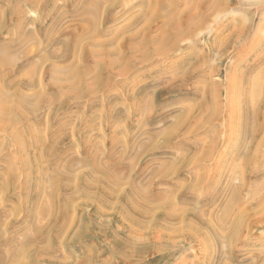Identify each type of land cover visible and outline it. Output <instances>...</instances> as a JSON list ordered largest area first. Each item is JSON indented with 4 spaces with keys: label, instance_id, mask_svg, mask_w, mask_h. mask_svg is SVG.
<instances>
[{
    "label": "rangeland",
    "instance_id": "obj_1",
    "mask_svg": "<svg viewBox=\"0 0 264 264\" xmlns=\"http://www.w3.org/2000/svg\"><path fill=\"white\" fill-rule=\"evenodd\" d=\"M84 1L46 0L43 12H40L44 0H0V31H3L0 60L4 62L0 69L5 74V78H0V87L8 97L9 106H16L20 110H24L19 107L21 96H33L24 105L36 108L35 117L29 118L31 134L28 136L35 141L36 146L30 155L39 156L38 164L31 166V172L28 168L27 171L25 162L20 159L21 154L19 155L16 143L9 137L11 130L0 131V205L3 203L2 210L8 212L2 217L3 223L12 222L9 210H13L15 204H24L25 184L28 180L34 181L35 186L40 185L42 192H46L54 187L60 176H66L68 194L75 195L72 200L74 208L69 214L73 215L72 219L77 220V225L72 234L69 232L67 241H77L78 235H82L88 225L86 219L93 217L95 208L98 207V203L91 202L86 206L82 204L81 182L86 178L91 181L88 177L91 174L93 179L98 178L97 181L104 182L105 174L96 172L93 162L116 173L117 171L109 167V163H113L119 166L121 179L119 184H115V189L125 192L136 182L145 196L150 193H166L165 201L158 204L170 203L176 208L188 204V211L200 212L198 214L202 215L201 219L190 215V222L200 226L198 237L193 242L190 238H177L175 241L179 242H174L173 250L167 254L165 250H159L143 255L144 258L133 257L130 261L125 259L121 262L116 257L110 258L113 256L110 249L114 245L111 229L118 231L121 236L124 235L121 226L122 214L115 208H109L113 201L111 197L104 211L106 216L102 218L106 219L107 225L104 233H100L96 227H90L89 236L84 234L79 244H74L71 248L67 244L59 245L63 247L60 248L62 252L56 245V252H52L50 257L56 260L65 259L67 262L64 264H84L82 245L96 244L100 251H106L100 256L101 262L98 264H264V88H261L264 86V0H115L118 5L113 8L109 20L102 13L106 4L103 5L100 12L103 19L99 17V21L96 17L95 23L98 21L99 29L106 28L109 33H113L102 38L97 33L92 36V28L89 36L93 40H116L120 37L119 43L123 42L126 35H129L122 34L123 27L144 13H148L149 19L154 15L155 6L161 2L167 4L155 19L151 37L159 36L163 25L171 18L183 20L186 14H196L198 11L205 20L203 25H196L192 32L179 37L181 42L178 48L172 49L167 56L154 55L151 60L137 64L125 75L116 76L115 81H105L103 88L93 92L96 95L89 93L81 99L66 100V88H62L61 84L73 71L79 70L75 64L85 61L87 68L94 67L93 57L84 49L86 41L82 43L81 48L85 47L77 56L73 55L76 49L74 52L72 49L68 51L72 33L80 31L79 26L85 23L80 16L82 11L78 10V4L82 5ZM93 1L98 3L101 0ZM14 27L16 32L13 30L12 36L11 32H5V29L10 31ZM142 27L138 25L132 31L133 34L142 31ZM237 30L244 36L240 43L223 51L222 46L227 47ZM53 41L55 42L52 45ZM142 41L143 37L136 40V43ZM115 48L111 46L109 50ZM57 53L58 57L54 55ZM43 55L46 56L45 61H40ZM61 56L64 57L58 60ZM24 57L31 58L32 62L25 65ZM136 57L140 58V55ZM198 58L202 60L196 61ZM197 73L206 76L209 86L206 98L218 113V118L212 124H207L201 113L191 115L189 112L196 104L201 103L202 90L207 89V81L198 84L197 88L194 87L195 81L201 80ZM13 74L19 76L18 80L22 84L8 86L7 82L17 83L14 80L17 77ZM52 76L60 81L55 83ZM260 79L263 82L260 81L261 84ZM29 81L34 83L33 86L24 88L23 82L30 83ZM255 81L260 86L258 89L261 102L260 108L254 113L251 108L255 105L254 102L252 104L255 98L253 88H257L254 87L257 84ZM244 94L249 98L247 104L241 101ZM129 97L141 100H138V104L143 106L142 113H135L134 106H137V102H133V105ZM64 100L66 101L62 104ZM246 106L251 107L246 123L243 124L238 118L232 121L231 115L244 113ZM198 118L201 123L197 128ZM253 123L259 130L248 133L247 131H252ZM173 128H178L176 131H179L169 141L164 140L163 135ZM54 145L56 149L51 150ZM208 148L209 155L202 157L208 152ZM89 154H93L94 159L87 160ZM10 157L14 158L13 166L10 165L12 161L8 162L9 165L5 164V159ZM73 160L77 162L72 163ZM65 166L72 167L65 170ZM3 172L9 175L3 176ZM5 177L10 182L5 188H1V180ZM197 184L200 186H195ZM240 186L242 190H239ZM234 190L239 194L236 196L237 203L232 202ZM91 192L99 196L97 191ZM41 199L42 196L39 206L43 204ZM22 209L15 215L12 224L17 225H14V229L23 221L25 210ZM38 210L37 207L33 212L36 214ZM240 211L243 212L240 214L242 217L247 212L252 213L247 222L257 224L249 231H239L236 237L238 241H234V238L226 240L227 233L232 238L236 231V227L230 223ZM223 216L227 217L224 219ZM47 218L46 222L50 217ZM173 224H176L175 228H183L176 221ZM229 225L231 227L227 228ZM156 234L152 238L142 228L137 232V239L143 237L141 243L155 245L160 242ZM32 235L35 237L34 233ZM46 235L44 233L40 237V245L44 247ZM49 238L54 239L55 235L52 233ZM207 238L209 239L204 241ZM65 248L67 252L63 250ZM69 250L73 256L66 254ZM207 252L214 255L212 262L209 261ZM60 253L71 258L62 257ZM39 262L36 264H51Z\"/></svg>",
    "mask_w": 264,
    "mask_h": 264
},
{
    "label": "bare ground",
    "instance_id": "obj_2",
    "mask_svg": "<svg viewBox=\"0 0 264 264\" xmlns=\"http://www.w3.org/2000/svg\"><path fill=\"white\" fill-rule=\"evenodd\" d=\"M114 1L115 0L105 2V1L101 0L98 3H95L93 0L92 1L91 0H85L84 2H82V5L78 4V10L82 11L80 13V16L85 21V23L83 25H80L79 26L80 28L78 27L80 31H78V32L75 31L76 33L75 32L72 33V35H71L72 41L70 44H68V51H70L72 49V52H74V49H76L75 52L73 53V55L77 56L78 54H80V51L86 46V48H84V49H87L90 52L91 57H93L92 60H94V67L92 68V66H91L90 68H87L85 66L86 64H84L85 61L84 62L82 61L81 64L80 63L75 64V66H77V68L79 69V70H77L78 72L73 71V73L71 74L70 77H66L65 79H63V81H62L63 84H61L62 86L59 85L62 88L63 87L66 88L65 91H66V94L68 96V97L66 96V98H65L66 100L67 99L71 100L74 98L81 99V98L86 97L87 94L95 92L96 89L100 90L101 88H103L105 86V84H106L105 81H110V82L115 81L116 76L125 75V73L132 70V68L134 66H136L137 64H142V63H145V62L151 60V57L154 55L155 56L162 55L164 57L167 56L168 54H170L169 52H171L172 49L174 50V49L178 48V45L181 42V40H178L179 37L181 38L182 36H184V34H188L189 32H192L193 29L196 28V25H199V24L203 25L204 24L203 20H205V17H203V15L199 14L198 11L196 12V14L195 13L186 14L183 17V20H177L176 19L177 17L171 18L170 20H167V23H165L163 25V29L161 30V34L159 36L151 37V31H152V28L154 26L155 19L157 18V15L159 16V12L167 4L166 2H161L160 4H157L155 6L154 15H152L149 19H148V17H149L148 13H146V14L144 13L143 15H141L138 18L135 17L136 19L133 18L130 21V23H128V24H126V26H124L125 28L123 27L124 30L122 29L123 30L122 34H125V33L129 34V35H126L125 39L123 38L124 39L123 42L119 43V40H121V39H119L120 37H118L119 40L118 39H116V40L115 39H112V40L108 39V40H103V41L93 40L92 37L89 36L92 28H93L92 34H91L92 36L96 35V33H97V35L102 38V37H107V36H109V34L113 33V32L109 33V31L106 28L99 29L98 23H97L98 21L95 23V19H96V17H97V20L99 19V21H100L101 17L103 19V16L100 17V12H101V9L103 8V5L106 4L105 7L103 8L102 13L105 15L106 19L109 20L113 8L116 7V5H118V2L117 1L114 2ZM151 10H152V8H151ZM21 15H22V13H21ZM113 17H111V18L113 19ZM46 20L47 19H45V21ZM92 20L94 23H92ZM138 25H142L143 26L142 28H144V29L137 34H135V33L133 34L132 31L135 30ZM96 29H98V30H96ZM242 36H243L242 32L240 30H237L236 35L232 36L231 41H229L227 43V47H226V45L222 46V48H223L222 50L224 51V50L228 49L229 47L233 46L234 44L235 45L239 44L241 41V38L244 37V36L243 37ZM141 37H143V41L137 44L136 40L140 39ZM84 41H86V44H85V46H83L81 48V45ZM54 42L55 41H53L52 45L54 44ZM73 43H74V45H73ZM72 46H74V47H72ZM111 46L116 47L115 50H109V48ZM66 47H67V45H66ZM7 49H9V51H11L10 47H7ZM142 50L144 51L143 53H142ZM84 52H85V50H84ZM54 55L57 57L59 56L58 53L54 54ZM136 55H140V58H137ZM45 57L46 56H44V55L42 57H40V61H45L44 60ZM63 57L64 56H61L60 58H58V60H61V58H63ZM88 57H89V55H88ZM23 59H26L25 65H28L32 62L31 58L24 57ZM201 60H202V58H198L196 61H201ZM3 65H4V62L0 60V67ZM200 69L202 71V65L200 66ZM13 75H11V76H13ZM14 76L17 77L14 79L17 83H14V82L8 83L7 82L8 86H10V87H13L14 85L19 86V83H21L18 80L19 76H16V75H14ZM1 77L5 78V74L3 75V71L0 69V78ZM197 77H198V79H201V80H199V82H198V80L195 81L196 82V85L194 86L195 88L198 87V84H201V83L203 84L204 81H207L206 76L202 75L201 73H197ZM51 79H52V81H55V83L60 81V79L56 78V76H54V77L52 76ZM257 79H259V78H257ZM260 81H261V79L259 80V83H260ZM23 83H24V85H23L24 88H31L34 84L32 82H30V83L23 82ZM255 83H257V82L255 81ZM35 84H37V83L35 82ZM205 86L207 87V89L205 88L204 91L202 90L201 103L199 105L196 104L193 108L190 109L189 112H190V114L191 113H193V114L194 113H199V114L201 113L202 115H204L203 118H206V123L212 124L218 118L217 117L218 113L215 111V109L213 107L214 105H212V103L209 102V100L206 98L207 91L209 89L208 81L205 83ZM254 87H257L255 89L252 87L253 88V95L255 97L254 101H252V104L254 102L255 105H253L252 108L251 107L250 108L255 113L256 110H258L260 108L259 105H260L261 99H259V95H261V94L259 93V89H258L260 87L259 84L258 83L255 84ZM261 88L263 90L264 86ZM197 90H199V89H197ZM200 92H201V90H200ZM261 93H262V91H261ZM202 94H203V96H202ZM208 94H209V91H208ZM213 94H214V96H216L215 93H213ZM91 95H96V94L93 93ZM22 96H21V98L19 97L20 98L19 107L24 108V110H20L16 106H9L8 97L6 95H4V90H2V88L0 87V128H1L0 131L4 130V129L5 130H7V129L11 130L8 133L9 137L16 143L17 149L19 151V155L21 154L20 159L22 160V162H25L26 169L28 168L30 170L31 166H33V165L35 166L39 162L38 154H36L34 156L30 155V152L34 148H36V146H35V141H32L30 136H28L31 134L29 118L35 117V114H36L35 109L36 108L30 107L28 105L27 106L24 105V103L27 100H30L31 98H33V96H30V95L25 96V97H22ZM211 96H212V94H211ZM252 96L250 98H252ZM56 97H58V96H56ZM129 98H131V97H129ZM248 99L249 98L247 95H245L243 97L241 96V101L243 100V102H245L246 104H247ZM66 100H64V102H62V104L65 103ZM138 100H139V98H137V97L131 98L132 103L137 102V106L136 107L134 106V108H135V113H137L139 115L140 113H142L143 106H142V104H140V105L138 104ZM262 100H263V98H262ZM139 101H141V100H139ZM134 103H133V105H134ZM62 104H60V105H62ZM250 108L246 106L244 113L243 112L239 113V115H236V116L231 115L232 116V117H230L231 120L233 121L235 118H238L239 121H241V122H243V124H245L247 121L246 116L247 117L249 116V111L251 110ZM242 118H243V121H242ZM196 122H197L196 127L198 128L200 126L201 121L199 119ZM251 127H252V131H247L248 133L259 130V128H257L255 123H253V125ZM177 129L178 128H173L172 130L166 132L165 135H163L164 140L169 141L174 135H176V132L179 131V130L176 131ZM2 133H3V131H2ZM57 144L58 143H56V146H57ZM56 146L54 145L53 147H51V150L56 149ZM211 148L213 149V147H211ZM213 151H214V149H213ZM209 153H210V151L208 148V152L207 153L205 152L202 157L209 155ZM53 155L54 154H52V156ZM92 158H93V154L92 155L89 154L87 160H91ZM13 159L14 158H12V157L5 159L6 160L5 164H7L8 162L10 163L12 161V164H10V165L13 166V162H14ZM75 162H77V161L76 160L72 161V163H75ZM9 163L7 165H9ZM93 163H94L93 164L94 170H96V172H99V173H104L106 180H104V182L101 183V182L97 181L98 178L96 180L93 179V175L91 174L88 176L91 179V181H88V179L86 178L84 180V182H81L83 185L82 186V193L83 194L82 195L80 194L82 196V199H83L82 204H84L86 206L91 202L92 203H98L97 204L98 207L95 208V211L93 214L94 216L88 217L86 219L88 222V225L86 226L85 230L83 231L84 233L82 235H78L77 241H72L71 239L69 240V242L67 241V236H68L69 232L71 233L73 228L77 225V220H76V218L72 219L73 215L69 214V211L71 212V210L74 208V203L72 202V200L75 199V195L74 194L73 195L68 194L69 187L65 183L66 176L65 177L60 176L59 179L56 181V184H54V187L50 191H46V192H42L40 185L35 186L34 181L28 180L27 183L25 184V191H24L25 202H24V204L21 206H18L15 204L14 209L11 211L9 210V212H11V214H12V216H9V217H12L13 220L16 217L15 215H17V213L20 212L19 210H21L22 208L25 210V216L23 218V221H21V223L16 227L17 229H14V225H17V224L13 225L12 224L14 222L13 220H11L12 222L3 223L2 217L8 212H7V210L6 211H4V209L2 210L3 203H2V206L0 205L1 206V208H0V264H36L39 261L48 262L51 264L52 263H55V264L66 263L67 261L65 259H62L61 257H60L61 258L60 260H58V259L56 260L54 257H53L54 259L52 257H50L52 252L53 253L56 252L55 251L56 245L58 246L59 251H60V248H63V247L62 246L59 247V245L67 244L71 248L72 245L79 244L82 241L84 234L85 235L90 234V227H94V228L96 227V229H98V231L100 233L101 232L104 233L107 230V225L105 224L106 219L104 220L102 218H104V216H106V212H104V211H105L107 205H109V203H110L109 198H111V197L113 198V201L110 203L109 208H112V209L115 208V210H118L122 214V217L121 216L120 217L122 218L121 219L122 220L121 226L123 228L122 229L123 232L122 231L121 232L124 233V235L121 236L120 233H118V231L111 229L112 243L114 245L110 249V253L113 255L110 258L116 257L121 262L125 259H128L130 261V259L133 257H137V258L141 257L142 258L143 255H145L147 253H152V252L155 253L156 251L158 252L159 250H163V252L165 250V253L167 254L169 252L171 253V250H173L172 249V248H174L173 243L179 242V241H175L177 238H190V240L193 242L198 237L197 235H199V233L201 231V229L199 228L200 226L190 222L191 218H192V217L190 218V215L195 217V219L196 218L201 219L200 218L201 214L200 215L198 214L200 212H196L193 209H192L193 210L192 212L188 211V204H182L180 208H176L173 204L171 205L169 203L170 201H167L169 203V205L158 204L161 201H165L166 193L165 194L161 193V192L154 193V194L150 193L149 196H145L143 192L142 193L140 192V190H139L140 187L136 184V182L133 185L131 184L129 186V188L127 190H125V192L122 191L121 189H115V184L117 182H118V184L121 182L120 181L121 179L119 176L120 171H118L119 166H117L113 163H109V167L111 169H113V171L114 170H115V172L117 171L116 173H113L111 171H108L106 169V167L99 166L96 162H93ZM69 167H72V166H69ZM6 168L8 169V166ZM68 168H67V166H65L64 169L68 170ZM28 169H27V171H28ZM30 172H31V170H30ZM5 175L8 176L9 173L3 172V176H5ZM82 176L83 175H81V177ZM85 177L83 176V178H85ZM6 178L7 177H5V179L3 178L4 180H1L2 181L1 182L2 183L1 188H5V186L8 184V182H10V180L7 179V180H9V181H7ZM83 178H82V180H83ZM95 178H96V176H95ZM201 180H203V179L201 178ZM201 183H202V181H201ZM195 186H200V185L197 184ZM245 186L243 185V187H245ZM91 190L97 191L96 193H99V196H96V194L92 193ZM239 190H242L241 186H240ZM43 193H44V196H43ZM77 193H80V192L78 191ZM234 193H235V195H232V197H233L232 202L235 201V203H237V200H236L237 197L236 196L239 194H236L237 191H235ZM41 196H42V199L44 198V201L41 199L43 204L41 203L42 205L39 206L38 202H39V199ZM240 197H241V195L238 196V199ZM252 199H254V198H252ZM239 201H241V200H239ZM248 206H249V204H248ZM37 207L39 210L35 214L33 211ZM229 208H231V206ZM223 209H224V207H223ZM179 212H181V213H179ZM223 212H224V210H223ZM242 213L243 212L240 211L239 213H237L235 215V218H236V216H238V217L234 223H232V222L235 220V218H233V221H231L230 224H231V226L234 225L236 227V231L233 228V230L235 232L233 233L232 238H230L231 235L230 236L228 235L230 233H227V239L226 240H228V239L232 240L234 238V241H238L236 237H238L239 231H243V230L249 231V229H251V227H253L254 225L257 224L256 222H254L253 224H250L247 222L248 218H250V215H252V213L247 212L244 214V217H242L240 215ZM226 215H227V212H226ZM47 217H50L48 222H46ZM226 217L223 216L224 219ZM175 221L178 223V225L181 224L180 227H182V225H183V228H181V229L175 228L176 224L175 225L173 224ZM206 222H207V220H206ZM246 222L250 225L246 224V226H244ZM1 223H3V224H1ZM16 223H19V222L17 221ZM195 223H197V222H195ZM12 225H13V227H12L13 230L11 228ZM231 226L229 225V227H227V228H230ZM207 227H205L206 230H209V229H207ZM118 228H121V227H118ZM142 228L146 229L147 233L150 234L152 238H153V235L157 233L158 234V235L156 234L157 239H159L160 242L155 243L157 241L156 240L154 242L155 245L154 244L152 245L150 243L151 244L150 246H149V244H144V242L141 243L144 240V238L139 237V239H137V232L139 230L141 231ZM210 228L212 231H214L212 227H210ZM220 228L222 229L221 226H220ZM9 230H12V231L8 232ZM119 232H120V230H119ZM30 233H31V235L34 233L35 237L33 235H32L33 237H31ZM44 233H47V235L45 237L46 247L42 246V244L40 245V243H42L41 238H42V236H44ZM52 233H53V235H55L54 239L49 238L50 234H52ZM77 234H79V232ZM231 234H232V232H231ZM140 235H142V234H140ZM72 236H74V235H72ZM151 237H149V238H151ZM47 238H49V240ZM216 238L217 237H215V239ZM222 238H224V236ZM208 239L209 238L204 239V241L208 240ZM222 240H220V241L216 240V241L221 242ZM146 242L148 243V241H146ZM202 242L203 241H201V243ZM163 243H165V245ZM199 243H200V240H199ZM95 245L96 244L90 245V246H86V245L83 246L82 245L81 248L84 250L83 251L84 252V255H83L84 256V261H83L84 264H98V262L100 261L99 260L100 256L106 252L105 250L100 251L97 248L98 246L96 247ZM100 248H102V247H100ZM102 249H104V248H102ZM63 250H65V252H67L66 248ZM174 251H176V250H174ZM60 252H62V251H60ZM70 252L71 251L69 250V252L66 254L71 255ZM83 252H82V254H83ZM233 253H231V255ZM66 254L64 256H67L70 259L71 257L66 255ZM207 255L209 256V261L212 262L214 260V255L212 253L208 254V252H207ZM61 256H62V254H61ZM64 256H62V257H64ZM71 256H73V255H71ZM204 259H206V258H204ZM234 259H235V256H234ZM133 260L134 259H132V261ZM137 261H139V260H137ZM137 261H135V262H137ZM126 262H127V260H126ZM236 262L238 263V259ZM127 263H125V264H127ZM250 264H252V263H250Z\"/></svg>",
    "mask_w": 264,
    "mask_h": 264
},
{
    "label": "crops",
    "instance_id": "obj_3",
    "mask_svg": "<svg viewBox=\"0 0 264 264\" xmlns=\"http://www.w3.org/2000/svg\"><path fill=\"white\" fill-rule=\"evenodd\" d=\"M34 2H35V1H34ZM45 5H46V0H44L43 5L40 6L41 9H42V10H40V12H43V8L45 7ZM14 8H16V7H14ZM5 28H6V26H5ZM5 28H4V29H5ZM13 30H15V27H14L12 30H10V31H8V29H5V32H8V33L11 32V36H12V31H13ZM2 32H3V31H0V41H2V40H1V34H2ZM15 32H16V30H15ZM17 34H18V33H17ZM8 36H9V34H8ZM13 42H14V41H13ZM0 43H1V42H0ZM40 55H41V54H39V56H40ZM14 64H15V63H14ZM22 69H23V68H22Z\"/></svg>",
    "mask_w": 264,
    "mask_h": 264
}]
</instances>
